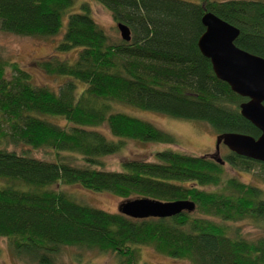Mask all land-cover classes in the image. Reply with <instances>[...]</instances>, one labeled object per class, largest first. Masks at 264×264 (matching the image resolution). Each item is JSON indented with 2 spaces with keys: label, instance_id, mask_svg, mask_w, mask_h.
I'll use <instances>...</instances> for the list:
<instances>
[{
  "label": "trees",
  "instance_id": "obj_1",
  "mask_svg": "<svg viewBox=\"0 0 264 264\" xmlns=\"http://www.w3.org/2000/svg\"><path fill=\"white\" fill-rule=\"evenodd\" d=\"M98 1L129 25V40L112 37L87 1L76 9L75 0H0L1 29L49 36L63 28L57 50L78 49L72 59L54 55L40 62L65 77L57 89L34 83L26 69L0 56V235L31 264H58L66 246L111 251L123 264H137L140 244L191 264H264V235L231 233L227 224L264 220L263 190L225 178L213 156L165 148L156 151L157 160L133 157L120 169L100 167L126 138L173 139L146 119L111 111L112 100L206 121L216 133L259 135L240 112L246 97L216 76L197 40L205 28L202 15L212 10L239 28L238 46L264 56V0ZM19 142L48 147L54 158L8 147ZM66 152L80 154L81 161ZM224 161L264 178V161L229 149ZM60 182L124 198L191 199L195 207L167 217H131L79 202L53 186Z\"/></svg>",
  "mask_w": 264,
  "mask_h": 264
},
{
  "label": "rangeland",
  "instance_id": "obj_2",
  "mask_svg": "<svg viewBox=\"0 0 264 264\" xmlns=\"http://www.w3.org/2000/svg\"><path fill=\"white\" fill-rule=\"evenodd\" d=\"M87 1L90 4L91 13L94 19L100 24L112 37H121L116 26V20L113 18L111 11L100 3L98 0H75L72 8L79 9L80 3ZM71 8V9H72ZM65 18L63 23H65ZM63 28L54 35H24L0 28V56L9 61L15 62L20 67L26 69L36 84L47 85L57 89L65 77L47 72L40 62L53 57L72 59L77 48L68 51L57 50L56 45L62 36ZM8 73L10 69L7 68ZM83 84L79 83L78 89ZM111 111H122L131 115L146 119L161 129L172 135V140L168 142L161 141H139L133 138H126L122 147L113 153L106 154L102 157V168L120 169L121 163L127 158H141L147 160H157L156 151L159 149L171 148L191 154L211 155L216 150V131L206 121L171 116L162 112L151 109H143L137 106L121 102L109 101ZM49 118L61 124L66 120L62 116L48 115ZM100 128L106 129V124H100ZM105 127V128H104ZM108 133V132H107ZM110 135V133H108ZM111 136V135H110ZM9 148H15L20 151L28 148L23 143H8ZM28 151L35 156L52 159L54 152L48 147H31ZM228 152L225 144L221 143L219 157L223 160L224 177L233 176L243 182L261 187L264 197V178L255 174L253 170L233 168L228 162L224 161V156ZM70 153L75 161H81L80 154ZM256 168V167H255ZM257 169V168H256ZM55 188H61L72 195L77 201L83 202L95 207L103 208L109 211H119L120 203L126 198L118 196L109 190H94L83 187L77 182L65 183L60 182L53 184ZM205 188L213 189L214 186L208 185ZM227 224L230 232L238 231L248 238H256L264 235V220L245 217L240 220H229ZM58 264H123V259L111 251H100L95 248H80L77 246H66L62 249L58 259ZM137 264H191L188 258L170 256L157 251L152 245L140 244L136 253ZM0 264H31L24 258L16 255L4 235H0Z\"/></svg>",
  "mask_w": 264,
  "mask_h": 264
},
{
  "label": "water",
  "instance_id": "obj_3",
  "mask_svg": "<svg viewBox=\"0 0 264 264\" xmlns=\"http://www.w3.org/2000/svg\"><path fill=\"white\" fill-rule=\"evenodd\" d=\"M201 21L205 28L197 40L200 51L210 59L216 76L246 97L239 103L240 112L260 130L258 136L236 131L217 133L216 150L210 156L223 162L218 155L223 143L231 151L264 161V56L238 46L235 39L239 28L212 10H205ZM116 26L122 39L131 38L127 23L117 21ZM194 207L191 199L163 201L142 196L126 198L119 211L131 217H167Z\"/></svg>",
  "mask_w": 264,
  "mask_h": 264
},
{
  "label": "flooded vegetation",
  "instance_id": "obj_4",
  "mask_svg": "<svg viewBox=\"0 0 264 264\" xmlns=\"http://www.w3.org/2000/svg\"><path fill=\"white\" fill-rule=\"evenodd\" d=\"M221 145V144H220ZM220 152V151H219Z\"/></svg>",
  "mask_w": 264,
  "mask_h": 264
}]
</instances>
